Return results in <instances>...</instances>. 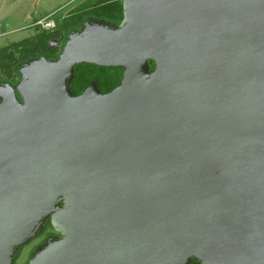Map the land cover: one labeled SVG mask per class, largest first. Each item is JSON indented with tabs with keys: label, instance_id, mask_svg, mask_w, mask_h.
Masks as SVG:
<instances>
[{
	"label": "water",
	"instance_id": "water-1",
	"mask_svg": "<svg viewBox=\"0 0 264 264\" xmlns=\"http://www.w3.org/2000/svg\"><path fill=\"white\" fill-rule=\"evenodd\" d=\"M124 5L26 66L25 107L0 89V264L67 189L34 264H264V0ZM82 61L121 83L76 93Z\"/></svg>",
	"mask_w": 264,
	"mask_h": 264
},
{
	"label": "rangeland",
	"instance_id": "rangeland-1",
	"mask_svg": "<svg viewBox=\"0 0 264 264\" xmlns=\"http://www.w3.org/2000/svg\"><path fill=\"white\" fill-rule=\"evenodd\" d=\"M115 2L122 3L124 10L125 0H115ZM101 4L106 2L103 0H24L22 6L24 10L17 11L15 15L18 20L14 19L8 26L10 29L8 33L0 34V89L6 87L14 91L19 103L25 107L28 102L23 91L26 66L41 59L51 62L62 60L71 41L76 36L87 32L89 21L102 22L112 27L118 26L123 21L124 15L121 20L115 21L105 14L96 13L101 10L99 8ZM83 11L85 12L83 20L69 26V19H73L77 13ZM29 12L30 16L26 17ZM51 12H54L59 21L56 28L48 31L52 34L48 38V33L36 26L33 21ZM4 21L3 19L0 22L4 23ZM46 36L50 48L43 47L42 42ZM76 194L77 190L67 189L60 195L57 203L44 209L35 227L17 243L12 253L11 264H34L40 254L68 235L71 229L64 224L63 216L69 209H78ZM189 264H206V262L195 253Z\"/></svg>",
	"mask_w": 264,
	"mask_h": 264
},
{
	"label": "trees",
	"instance_id": "trees-1",
	"mask_svg": "<svg viewBox=\"0 0 264 264\" xmlns=\"http://www.w3.org/2000/svg\"><path fill=\"white\" fill-rule=\"evenodd\" d=\"M103 1L106 2V4H101L102 6L101 5L99 6L101 10L96 11V13L105 14L106 16H108L111 19H114L115 21H119L123 18L124 10L122 3H116L115 0H103ZM105 10H107V13H105ZM84 13H85L84 11L79 12L74 16L73 19L70 18L68 25L71 26L74 25L75 23H80L83 20ZM41 29L44 30L46 33H48V38L52 36V34L48 32L51 29L50 30L43 28ZM42 44L44 48H50V44L49 41L47 40V36L44 37ZM151 68L152 69L155 68L154 60H151ZM123 75H124L123 65H113V64L106 65V64H98L96 62H90V61H82L75 65V74L71 82V86L76 93H81L93 80H96L99 87L103 91H110L115 86L121 83ZM1 100H2V95L0 94V101Z\"/></svg>",
	"mask_w": 264,
	"mask_h": 264
},
{
	"label": "crops",
	"instance_id": "crops-1",
	"mask_svg": "<svg viewBox=\"0 0 264 264\" xmlns=\"http://www.w3.org/2000/svg\"><path fill=\"white\" fill-rule=\"evenodd\" d=\"M23 3L24 0H0V21L3 19L5 20L4 23L0 22V34H6L10 31V29H8V26L13 23L14 19L16 21L18 20L15 15L17 11L24 10L22 7ZM27 16H30V12L26 15V17ZM34 22L35 21H33V23Z\"/></svg>",
	"mask_w": 264,
	"mask_h": 264
},
{
	"label": "built area",
	"instance_id": "built-area-1",
	"mask_svg": "<svg viewBox=\"0 0 264 264\" xmlns=\"http://www.w3.org/2000/svg\"><path fill=\"white\" fill-rule=\"evenodd\" d=\"M34 24L43 29H53L58 24V18L54 15V12H51L45 16H42L35 20Z\"/></svg>",
	"mask_w": 264,
	"mask_h": 264
}]
</instances>
